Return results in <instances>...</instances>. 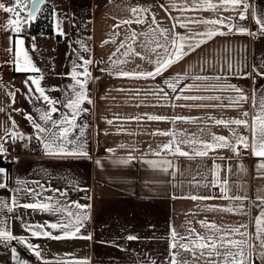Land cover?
Returning a JSON list of instances; mask_svg holds the SVG:
<instances>
[{"label": "crops", "instance_id": "1", "mask_svg": "<svg viewBox=\"0 0 264 264\" xmlns=\"http://www.w3.org/2000/svg\"><path fill=\"white\" fill-rule=\"evenodd\" d=\"M54 7V34H39L34 37L31 49L25 39L11 30H5L10 14L0 10V137L5 136V129L23 133V146L16 149L13 142L3 144L6 152L0 159L10 163L7 154L15 155L16 161L0 173V202H8L9 207L0 205V228L10 230L14 237H23L28 243L38 245L43 261L47 264H171L172 255L169 249L172 228L181 236L188 234V229H195L201 235H209L208 229L201 226V221L214 223L221 229L238 227L241 232L249 234V242L257 245L253 254V264H264L258 256L259 241L255 240V221L264 212V169L258 165L264 159L252 154L251 148L241 146L238 154L228 149L210 151L208 156L184 157L163 153L154 155L158 146L167 143L169 136H162L160 131H176L188 136H197L211 140L212 134L229 138L233 143V132L249 138L251 132L244 126L235 124L217 125L215 120L225 121L248 119L254 115L251 97L264 95V33H260L253 18L264 14V0H246L251 7L247 19L235 22L252 33L238 34L235 29L220 28L223 35L207 39L195 51L173 63L162 75L152 78L120 77L115 73L120 69L127 72H148L155 67L156 53L152 52L154 41L167 43L159 35V29H168L169 33L181 36L193 32H203L213 27L210 24L188 23L190 19H219L236 17L233 11L222 8L213 10L180 11L179 8H194L195 3L203 0H49ZM5 6H13L14 0H0ZM219 3V0H212ZM175 4L176 8L172 5ZM132 8H140L137 14ZM135 15L144 18V23L121 24L123 20H133ZM155 16V23L152 17ZM175 17V19H173ZM184 22L187 27H181ZM227 22V21H226ZM120 24L119 27L116 25ZM216 27H219L217 25ZM64 35H58L57 29ZM156 30V31H153ZM132 31L137 33L135 43L129 39ZM143 33L144 35H141ZM22 40L23 44L17 41ZM125 42L132 44L134 52L144 56L130 54L125 58V49L117 48ZM83 45V47H82ZM23 49L31 63L39 72L16 71L17 56L24 62ZM85 48L87 51H85ZM156 52L163 54V48ZM115 53V55H113ZM82 59L93 61L89 65L91 77L87 90L92 100L82 104L76 120V127L69 138L82 144L89 156L58 159L45 155L40 143L38 153H33L28 137L36 139L34 123L41 124L50 132L59 131L40 119L49 105L35 91L29 77L41 79L45 94L59 103L58 111L52 119L60 121L71 113L64 105L73 96L71 91L74 81L71 79L73 63L82 64ZM126 62L113 66L114 60ZM229 65L231 66L229 68ZM77 71H83L78 68ZM177 75L186 79L185 85H198L183 95L199 97H219L202 100H175L158 97L155 89H167L163 81ZM220 76L222 80H194L195 76ZM80 79H84L83 76ZM32 87L29 93L25 81ZM209 84L235 85L244 89L249 100L240 106H227L229 97L239 93L227 89H210ZM10 93H15L12 102ZM258 107L255 111H258ZM249 113L248 117L242 115ZM150 115L169 117V120H149ZM31 116V120L27 119ZM190 118L188 122L172 121V117ZM212 119H209V118ZM111 121V123H109ZM84 135L81 136L80 132ZM183 138V137H178ZM71 147V146H70ZM186 147V146H185ZM111 149L112 151H108ZM130 163L120 164L117 161L127 160ZM223 157V159H221ZM167 159L172 162L168 171L153 168L145 161ZM97 161L100 163L97 164ZM215 165L220 166L218 176ZM230 169L231 171H228ZM226 180L229 197H241V200L223 199L219 186H212L214 180ZM18 181L20 183H18ZM39 185L44 187L39 199L51 197L60 201L61 206L69 205L74 213L87 214L79 233L71 238H34L25 230L26 225L55 223L65 218L57 211L52 214L22 206L12 207L10 198L15 196L20 205L33 202L29 189ZM59 189L60 191H55ZM67 192V196L60 193ZM191 195L213 196L210 200H192ZM72 202L90 205V208L76 209ZM212 208H231L233 211L208 210ZM11 209V210H10ZM53 236H61L59 229H46ZM91 239L79 238L88 237ZM138 237L128 240L127 236ZM232 238L243 239L236 235ZM22 247L26 244L12 240L8 247L0 243V264H14L10 248L16 249L20 260L25 264H42V260L33 255H26ZM179 264H214L223 259L212 255L211 260L201 256L199 250L195 258L191 251L177 248Z\"/></svg>", "mask_w": 264, "mask_h": 264}, {"label": "snow or ice", "instance_id": "2", "mask_svg": "<svg viewBox=\"0 0 264 264\" xmlns=\"http://www.w3.org/2000/svg\"><path fill=\"white\" fill-rule=\"evenodd\" d=\"M44 3V0H27V3L24 0H14L13 6H5L4 3H0V10L3 12L9 13L10 18L5 24V30H11L19 33L22 30V24L24 21L21 19V11L26 9V21L32 22L35 21L37 13L41 10V5ZM195 3V0H194ZM30 4V7L28 5ZM173 8H176V5H172ZM251 6L246 3V0H219V3H212V0H203V3H195L194 8H186L181 6L179 8L180 11H195V10H213L217 11L219 9H223L224 11H233L237 13L236 17H228V18H219V19H190L188 23H203L213 25L212 28L203 31V32H193L189 35L181 36L177 33H169L168 29H159V35L164 38L167 43H161L159 40H155L154 47L151 49L152 52L156 53L157 59L154 61L155 67L152 71L148 72H127L123 69H120L115 74L120 77H129V78H152L155 79L157 76L162 75L165 70H167L173 63L180 61L185 55L190 52L195 51L199 48L203 43L207 41V39L212 38L215 35H223L224 33L220 31V28L226 27L229 32L233 29L236 30L238 34H250L256 35L257 33H252L250 30L244 26L238 25L235 21L238 19L240 21L247 19V13ZM142 11H146L140 8H132L131 12L133 14L140 13ZM253 18L255 19L256 24L258 25V30L260 33H264V14L257 15L253 10ZM175 19V17H173ZM227 21V22H226ZM145 20L139 15H135V19L133 20H123L121 24H131V23H144ZM152 22L155 23V16L152 17ZM219 25V27H216ZM120 24L116 25L119 27ZM181 27H187V24L184 22L180 23ZM156 31V30H153ZM58 35H64V33L58 28ZM141 35H144L141 33ZM129 39L132 43H135L137 40V33L132 31ZM18 44H23L22 40L17 41ZM83 47V45H82ZM123 48L125 51L122 55L127 58L130 54H134L139 56L141 59H144V56L139 52H134L132 48V44H126L125 42H121L119 47L117 48V52ZM163 48V54L156 52L157 49ZM85 51L87 49L85 48ZM20 53H23L24 62H19V55L16 60V67L14 70L16 71H35L39 72V69H36L34 65L31 63L30 58L27 56V53L21 48L19 49ZM115 55V53H113ZM126 62L125 60H114L112 61L113 66H117ZM93 61L90 59H82V64L73 63V68L71 71V79L75 82L71 91L73 96H71L65 103V107L70 110V117L65 115L60 121H55L52 119L53 113L58 111L56 105L59 103L58 100L52 99L45 94V90L41 87V79H33L29 77L32 85L35 86V91L39 93V96L49 105V110L45 111L41 114L40 119L44 121L46 124L51 122L53 128L59 126V131L50 132L48 128L42 127L39 123H34V129L37 133L36 139L39 140L45 152V155L58 159L65 158H76V157H84L89 156V153L86 151L85 147L82 144H78L75 140L70 139V133L76 127V120L81 111H84L81 106L85 102L91 104L92 100L88 94L87 83L91 77V73L89 71V65H91ZM231 66L229 65V68ZM78 68H83V71H77ZM257 75L264 76V72H257ZM83 76L84 79H80ZM186 79L184 76L177 75L171 79H165L163 81L164 85H166L167 89H170L171 93L175 94L170 96L169 92L165 91L164 88L158 87L153 90L154 94L158 97H163L165 99H175V100H202V99H216L219 100V97H199V96H188L183 95L185 91H191L194 87L198 88V85H185L181 87V81ZM194 80H202L207 81L209 79L214 80H222L223 77H208V76H195ZM26 87L29 88V93L33 91L32 87L28 85V81H25ZM208 88L214 89L219 88L220 90L231 89L239 95L237 97H229V104L227 106H240L242 103H246L249 100L248 95L245 93L244 89L239 88L235 85H216L209 84ZM12 97V102H15V93H10ZM252 106L254 109V115L251 117V122L248 119H235L230 121H225L222 119L215 120L217 125H229L235 124L237 126H244L251 132V143H249V138L237 135L233 132V139L235 143H233L229 138H226L221 135L212 134L211 140H204L195 135L188 136L186 133H178L176 131H160L158 133L162 136H169L170 140L158 146L159 150L154 151V155H161L163 153L171 154V155H179L184 157L191 158L192 156L205 157L208 156L210 151H216L217 149H228L234 154H238V149L243 146L244 149L251 148L252 154L256 157H260L264 159V95L260 97L256 96L255 90L253 92V96L251 97ZM258 107V111H255ZM242 115L244 117H248L249 113L247 111L243 112ZM27 119L31 120V116H28ZM149 120L154 121H163L169 120V117L160 116V115H150L148 116ZM190 118L176 116L172 117L171 120L174 122L176 120H182L188 122ZM209 119H212L211 117ZM111 123V121H109ZM13 131H9L5 129V136L0 137V156H3L6 152V149L3 148L4 143H8L9 140L15 142L17 140H24L25 136L23 133L15 131L16 125L15 122H12L11 125ZM80 135L83 136V131L80 132ZM183 137V138H178ZM31 139V137H28ZM71 146V147H70ZM186 146V147H185ZM108 151H112L109 149ZM133 158L129 157L127 160H119L117 161L120 164H128L131 162ZM223 159V157H221ZM100 162L97 161V164ZM153 168H159L162 171H168L169 168L172 167V162L167 159H162L159 161H145ZM214 168L216 169V175L218 176L220 171V166L214 164ZM259 169H264V162H261L258 165ZM228 171H231L228 169ZM4 169L0 168V173H3ZM18 183H20L18 181ZM212 186H219L221 190V197L223 199H233V200H241V197H229L226 185V180H217L214 179L211 182ZM6 187L4 183H0V188ZM44 187L39 185L37 182V187L35 189H29L33 196V202L24 203L22 205L16 200L15 196L10 198V204L12 207L22 206L28 209L40 210L43 212H50L52 214L57 213V211L64 213L65 218L62 220H58L55 223H46V224H35V225H26L25 230L30 232L31 236L34 238H52V239H61V238H71L74 237L76 233H79L81 228L83 227V221L88 219L87 214H78L74 213L71 209V206L65 205L61 206L60 201H53L51 197H46L44 199H39L42 192L44 191ZM55 191L59 192V189ZM62 196H67V192L60 193ZM192 200H210L215 199L213 196H197L191 195L188 197ZM76 209L81 208H90V205H80L78 202H72ZM0 205L3 207H9L8 202H0ZM11 210V209H10ZM208 210H222V211H233L231 208H212ZM201 226L208 229L210 234L205 236L196 232L195 229H188V234L185 236L179 235L174 228L170 231L171 242L169 245V249L172 255L171 264H179L176 260V253L174 250L177 248L184 249L185 251H191L195 258V253L199 250L201 256L208 257L211 260L213 254L217 257H223L222 260L218 262H214V264H253V254L256 253L257 245L255 243L249 242V234L245 232H241L240 228L246 227V225H240L238 227H232L227 229H221L214 223H208L207 221H201ZM256 225V234L254 239L259 241V249L258 256L260 259L264 260V212H261L260 217H258L255 221ZM46 229L56 230L59 229L62 233L61 236H53L51 232L46 231ZM236 235L243 237V239H235L232 238ZM91 239V236L88 237H79ZM128 240H136L138 237L133 235L127 236ZM12 240H16L18 243L26 244L27 248L38 258L42 260L41 252L38 250V245H32L28 243L23 237H14L10 230H5L4 228H0V243H3L5 247H8L11 244ZM10 251L13 254L14 264H25L24 261L20 260L16 249L14 247L10 248ZM42 264H47L46 261L42 260ZM83 264V262H81ZM154 264V262H153Z\"/></svg>", "mask_w": 264, "mask_h": 264}, {"label": "trees", "instance_id": "3", "mask_svg": "<svg viewBox=\"0 0 264 264\" xmlns=\"http://www.w3.org/2000/svg\"><path fill=\"white\" fill-rule=\"evenodd\" d=\"M54 18V7L53 5L49 3H45V5L42 7L41 12L36 17L35 21L27 22L25 19V22L22 26V30L20 31V36H22L25 39L26 46L31 49V46L34 41V37L39 34L44 35H52L54 34V27H53V19ZM0 166H5L8 169L11 168L12 163H7L6 161H3L0 159ZM22 251L30 256L33 257V255L28 251L27 248L21 246Z\"/></svg>", "mask_w": 264, "mask_h": 264}, {"label": "built area", "instance_id": "4", "mask_svg": "<svg viewBox=\"0 0 264 264\" xmlns=\"http://www.w3.org/2000/svg\"><path fill=\"white\" fill-rule=\"evenodd\" d=\"M23 142L24 141L17 140L15 142H13V144H14L16 149H19L23 146ZM29 145H30L31 150H33V153H38V150L40 149L39 140L31 138V139H29ZM6 157L8 158V161L10 163H12V164L15 163V161H16L15 155L7 154Z\"/></svg>", "mask_w": 264, "mask_h": 264}, {"label": "rangeland", "instance_id": "5", "mask_svg": "<svg viewBox=\"0 0 264 264\" xmlns=\"http://www.w3.org/2000/svg\"><path fill=\"white\" fill-rule=\"evenodd\" d=\"M25 3H27V0H24ZM47 3H49L51 5V3L49 2V0H46ZM28 7H30V4L28 5ZM21 19L22 21L25 22V19H26V9L21 11ZM24 24V23H23ZM22 24V26H23ZM53 27H54V24H53ZM21 33V32H20Z\"/></svg>", "mask_w": 264, "mask_h": 264}, {"label": "water", "instance_id": "6", "mask_svg": "<svg viewBox=\"0 0 264 264\" xmlns=\"http://www.w3.org/2000/svg\"><path fill=\"white\" fill-rule=\"evenodd\" d=\"M45 3H46V0H44V3L40 6L41 9H42V7L45 5ZM40 12H41V10H40ZM40 12L37 13V16L39 15ZM37 16H36V17H37Z\"/></svg>", "mask_w": 264, "mask_h": 264}]
</instances>
